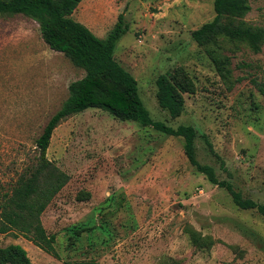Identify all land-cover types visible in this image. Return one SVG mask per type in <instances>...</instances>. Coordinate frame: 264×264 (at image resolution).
<instances>
[{"label": "rangeland", "instance_id": "374dc122", "mask_svg": "<svg viewBox=\"0 0 264 264\" xmlns=\"http://www.w3.org/2000/svg\"><path fill=\"white\" fill-rule=\"evenodd\" d=\"M247 2L240 19L264 28V0ZM120 13L128 30L114 58L136 78L150 114L174 127L193 125L197 160L264 204V42L258 52L222 37L196 43L191 32L213 18V0H81L72 17L105 38ZM211 49L229 58L225 76ZM160 73L187 76L194 86L182 93L177 117L157 103ZM83 75L44 42L34 19L0 14V195L34 162L36 138ZM183 146L181 137L100 108L68 116L46 153L68 181L41 215L59 256L13 231L0 233V247L19 244L34 264L90 257L98 264H264V216L235 205L189 163ZM186 226L212 245L197 248Z\"/></svg>", "mask_w": 264, "mask_h": 264}, {"label": "trees", "instance_id": "16d2710c", "mask_svg": "<svg viewBox=\"0 0 264 264\" xmlns=\"http://www.w3.org/2000/svg\"><path fill=\"white\" fill-rule=\"evenodd\" d=\"M81 0H0V14H23L39 24L44 42L53 50L64 53L84 75L71 81L68 96L54 112L36 138L37 154L10 189L0 195V233L13 231L32 241L43 251L59 256L55 249L56 234L48 233L41 215L51 199L68 181V176L53 166L47 157V148L55 127L65 118L91 107L107 111L119 120H132L142 126H152L166 134L181 137L189 163L207 179L224 187L235 205L242 209H255L264 216V204L243 197L231 182L218 179L209 164L200 163L195 153V128L190 124L171 126L155 119L138 92L136 78L115 58L117 41L128 30L122 13L105 38L96 36L86 25L72 17ZM215 15L191 32L200 45L216 43L219 37L241 42L258 52L264 42V28L240 19L250 9L247 0H213ZM212 50V49H211ZM216 69L225 76L229 73V58L217 50L211 51ZM156 100L170 117L179 116L184 109L183 92H193L194 86L187 76L175 77L160 73L156 80ZM205 143L213 152L207 138ZM192 243L197 248H208L213 241L186 226ZM0 264H34L19 244L0 247ZM68 264H98L96 259L82 258Z\"/></svg>", "mask_w": 264, "mask_h": 264}]
</instances>
